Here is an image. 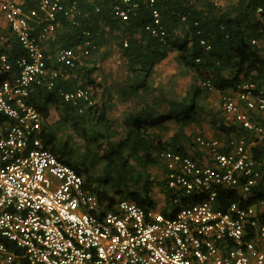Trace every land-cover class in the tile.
Listing matches in <instances>:
<instances>
[{
  "label": "built area",
  "instance_id": "obj_1",
  "mask_svg": "<svg viewBox=\"0 0 264 264\" xmlns=\"http://www.w3.org/2000/svg\"><path fill=\"white\" fill-rule=\"evenodd\" d=\"M79 1L37 0L25 8L0 0V15L22 52L14 58L0 52V264H264V91L253 82L218 98L240 133H197L185 152H151L167 186L155 206L125 197L101 201L45 143L44 116L32 93L77 78L82 57L96 50L85 39L77 49L59 47L50 63L42 48L63 20L77 23ZM143 2L151 16L146 31L163 41L156 0ZM109 3L122 21L139 8V0ZM255 13L262 34L249 43L264 54V6ZM0 44H9L2 32ZM57 95L79 113L95 104L89 87H59Z\"/></svg>",
  "mask_w": 264,
  "mask_h": 264
},
{
  "label": "trees",
  "instance_id": "obj_2",
  "mask_svg": "<svg viewBox=\"0 0 264 264\" xmlns=\"http://www.w3.org/2000/svg\"><path fill=\"white\" fill-rule=\"evenodd\" d=\"M79 2L82 13L76 17L77 23L72 24L70 21L63 20L62 28L58 30L57 38L54 43H51V48L53 49L55 44L74 48L82 45L85 39H90L96 45V50L87 57H82L84 61L81 60L75 69L78 73L77 78L57 80L51 90H46L48 97L45 96L43 102L40 101L37 107L47 117L45 105L51 102L61 115V118L53 124L43 123L42 131L45 143L58 158L63 159V155L71 148L68 147L67 142H64L61 145L64 146L63 149L61 147L62 151L59 150L55 130L57 125L64 124L69 119L73 120L71 125L73 130H76V133L87 142L91 140L96 142L99 137H105V134L96 130L87 133L83 126L84 117L95 114L94 106L79 113L74 105L59 99L57 89L62 87L65 90H72L77 86L94 87L93 79H89L90 70L83 64L85 59L90 58L101 47L108 44L112 35L114 38H119L118 44L126 60L129 74L126 77V84L132 94L139 95V90L147 92L153 88V82L148 80L149 76L154 66L170 54L175 55L174 59L180 67L179 75L192 74L196 81L195 84L187 85L182 94H177L174 87L166 89L162 83L157 84L155 87L157 95L150 101L145 98L140 99L136 110L128 113L123 123L125 136L119 141L117 148H113L114 143L110 140L108 151L99 157L104 160L105 165H109L114 157L121 158L123 152L128 151V158L124 160L125 164L134 157L136 165L157 166L160 171L156 179L153 180L148 172H140L134 189L128 188L127 193L122 196L142 206H155L149 195L152 186H158L162 192L164 190L167 192V186L163 179L164 169L151 152L158 151L162 147L185 152L184 145L190 143L193 136L189 137L185 129L191 124H199L202 117H209L211 124L224 134L232 132V129L237 133L242 131L230 125L225 118H217L216 113L207 107L204 99L211 91L205 87L204 83L209 81L215 92L223 93L236 90L242 82L251 81L258 90L264 91V54L249 43L252 37H259L262 34L255 11L258 6H264V0H246L239 10L236 9L239 5L223 8L222 4L215 0H156L166 32L163 41L145 29V26L151 23V16L143 0H139L136 15L125 21L111 14L109 0H93L92 2L80 0ZM20 3L25 8H31L37 5V0H22ZM96 8L99 10L97 11ZM83 32L88 34L85 35ZM125 41L127 46L123 45ZM201 41H204L205 45ZM13 48L15 50L17 46L13 44ZM172 77L175 76L172 75ZM81 78L85 79V84L79 82ZM74 81L75 83L71 84ZM168 82L172 85L175 81L170 79ZM121 88L124 90V87ZM43 90L40 87L34 90V93L38 94ZM106 110L107 107L104 105L97 116L96 123L108 122ZM168 119L173 121L176 130L168 142H161L156 130L153 129ZM254 156L257 157L256 152ZM142 159L145 164L140 162ZM84 169L86 188L96 193L101 201H108L111 195L96 183L93 185L88 169L86 167ZM76 170L82 174L80 170ZM109 202L113 203L112 200Z\"/></svg>",
  "mask_w": 264,
  "mask_h": 264
},
{
  "label": "rangeland",
  "instance_id": "obj_3",
  "mask_svg": "<svg viewBox=\"0 0 264 264\" xmlns=\"http://www.w3.org/2000/svg\"><path fill=\"white\" fill-rule=\"evenodd\" d=\"M18 2L21 0H17ZM217 3H221L223 8H228L230 6L239 5V7L244 6L246 0H215ZM238 1V2H237ZM119 38H114V35L110 37L108 44L101 47L96 53H94L90 58L85 59L83 65H87V69L90 70V78L93 79L95 86H89L92 91V96L94 99L95 114H89L82 120L83 126L87 133H91L96 130L103 134L105 137H99L96 142H87L85 138L76 133L71 127L73 120L69 119L64 124L57 125L55 130L56 144L59 146V150L62 151L64 146H61L64 142L68 143V147L71 150L63 155L65 162L71 164L73 167L81 171L83 178L86 176L84 171L85 167L88 169L89 175H91L92 183L99 185L102 190L110 194L109 200H117L127 193V189H134L135 181L137 177L141 174L140 172H148L151 178L156 179L159 176L160 169L153 165H136V160L132 157L128 164L124 163V160L128 158V151L123 152L121 158H113L109 165H105L104 160L99 159L100 155L108 151L110 146L109 141L111 140L113 148H117L119 141L124 139V124L122 121L114 120L117 116L121 117V113L131 112L136 110V106L140 99L145 98L146 100L157 95L156 85L162 83L166 89L174 87L177 94H180L187 85L193 83L195 84L194 77L192 74H187L185 76L179 75L180 67L177 65L174 59L175 55L170 54L168 57L164 58L153 68L149 76V81L153 82V88L151 90L144 92L139 90L138 94H132L127 86V66L126 60L121 54L119 47ZM84 60H82L83 62ZM91 69H93L91 71ZM174 75L175 77H172ZM173 79L175 82L171 85L169 80ZM85 82V79L81 78V81ZM72 82L71 84H74ZM85 84V83H84ZM152 85V84H151ZM124 87V90L123 88ZM117 91V93H114ZM211 92L207 94L204 102L207 103V107L212 109L216 113L217 118H225L227 121V115L220 109L218 98L221 93L215 92V89L210 90ZM125 92V94H123ZM113 93V96L111 95ZM110 94L109 97L106 95ZM182 94V93H181ZM106 104V124L96 123L98 114L101 112L102 107ZM52 114L49 119V123L53 124L61 117L58 114ZM218 119V120H219ZM215 120V119H213ZM46 123V122H44ZM216 126L211 124V119L209 117H202L199 124H191L185 129V133L191 137L194 134L200 133L211 136H218L220 132L216 131ZM156 130L161 142H168L170 137L176 130L175 124L171 119L164 121L159 127L154 128ZM208 135V136H209ZM184 142V141H183ZM62 147V149H61ZM87 149L89 153L86 154ZM143 162V159L140 161ZM142 168V169H141ZM103 171H106L103 173ZM137 186V185H136ZM140 189V187H138ZM118 191L117 193H115ZM150 198L154 203H158L164 194L159 190L158 186L153 185L152 191L150 192ZM167 210H171V206H167Z\"/></svg>",
  "mask_w": 264,
  "mask_h": 264
},
{
  "label": "crops",
  "instance_id": "obj_4",
  "mask_svg": "<svg viewBox=\"0 0 264 264\" xmlns=\"http://www.w3.org/2000/svg\"><path fill=\"white\" fill-rule=\"evenodd\" d=\"M15 1H17V0H15ZM21 1H19V2H21ZM92 1L93 0H87V2H92ZM61 26H62V23H61ZM61 26L58 27L56 32H54L45 41L41 42L42 48H43L46 56L49 58L50 63L55 61V53L58 50V48L61 47L59 44H55L54 48L53 49L51 48V43L55 42V40L57 38L58 30L62 28ZM0 32H2L4 35L9 37V44L8 45H1L0 44V52H6L9 55H11L13 58L16 57V56L21 55L22 52L19 49V45L17 44V42L14 41L15 37L9 32V29L7 28V25H6L4 19H3V17L1 15H0ZM13 44H14V46H17V49L14 50ZM77 48H78V46L74 47V49H77ZM34 92L31 95L32 96L31 97V99H32L31 101L34 102L35 105L38 107L39 106L38 104L40 103V101L43 102V99L45 98V96L48 97V94H47L46 90H43L42 92H40L38 94H35ZM114 93H117V91L115 92V90H114ZM111 95L113 96V93H111ZM106 96L109 97V94H107ZM104 105L106 106V104H104ZM41 107H43V106H41ZM45 109L47 110V114L48 115H47V117H45L44 114H43L44 122L49 123V121H50L49 119L52 117V114L54 112H56L55 114H58L59 117L61 116L60 113L54 108V105L51 102L45 105ZM127 115H128V112H125V113L123 112V113H121V117L117 116V118L115 117L114 120L120 121V122L122 121V123H124V120L128 117ZM205 135H206V133H205ZM208 135H209V133H208ZM208 135H206V136H208ZM209 136H211V135H209Z\"/></svg>",
  "mask_w": 264,
  "mask_h": 264
}]
</instances>
